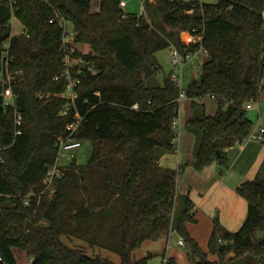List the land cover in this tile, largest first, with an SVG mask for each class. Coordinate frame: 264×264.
<instances>
[{
    "label": "trees",
    "instance_id": "1",
    "mask_svg": "<svg viewBox=\"0 0 264 264\" xmlns=\"http://www.w3.org/2000/svg\"><path fill=\"white\" fill-rule=\"evenodd\" d=\"M91 5L0 0V55L9 39L11 68L22 71L13 91L24 118L14 135L12 110L2 108L0 98V264H18L16 253L30 264H115L67 246L63 236L107 250L119 264H148L149 256L134 260V251L171 232L184 240L189 260L206 258L187 229L196 222L194 205L176 191L185 166L159 165L175 150L179 89L169 74L150 89L144 67L155 75L161 69L155 53L169 47L183 56L206 53L198 78L183 88L194 111L185 124L195 141L191 166H226L230 149L252 131L246 105L264 91V0H147L140 15L125 13L120 0H99L95 12ZM11 13L22 33H11ZM60 17L71 23L74 42L91 49L75 51L94 73L77 89L83 121L74 135L90 141L91 153L83 165L73 159L62 167L50 193L43 180L56 162V139L67 135L71 120L58 115L63 100L56 95L66 81L54 80L63 71ZM183 32L200 41L185 44ZM205 98L215 103L212 115L205 113ZM236 194L246 201V217L233 232L214 221L207 253L216 259L205 264H264V162Z\"/></svg>",
    "mask_w": 264,
    "mask_h": 264
},
{
    "label": "crops",
    "instance_id": "2",
    "mask_svg": "<svg viewBox=\"0 0 264 264\" xmlns=\"http://www.w3.org/2000/svg\"><path fill=\"white\" fill-rule=\"evenodd\" d=\"M186 33L188 32H184V34ZM166 49L169 51V57L171 47ZM158 52L155 53V59ZM200 53L203 54V57L205 56L202 51H198V54L197 52L194 53L185 62L183 68L187 66L193 67L195 61L197 66L202 65L205 61L204 58L202 60H196L194 58L195 55H199ZM170 72L177 71L171 68ZM263 100L264 95L261 94L257 102ZM201 103L204 104L206 114L212 115L215 112L216 106L211 98H205ZM252 109L253 106L250 110ZM193 113L194 111L191 113L190 118H192ZM190 118L181 123L180 138H178L179 143L177 145L175 144L174 152L162 156L159 160V165L174 170L185 166L177 177L176 191L179 195L187 194L194 205L196 222L187 224V229L196 241L190 229L193 225L199 226L203 224L206 226L210 231L209 236L214 221H218L222 227L232 232L241 226L246 217L247 205L246 201L236 194V188L243 182L252 180L256 176L260 166L264 162V144L262 141H243L230 149L226 166L213 163L201 171H196L191 166L194 158L192 151L194 150L195 141L193 135L187 131L185 126ZM257 125V130L251 131L250 135L258 134L259 129H264L260 125V114H258ZM164 254L168 258H173L176 264H179L174 257L168 256L166 250H164ZM208 256L212 258L210 261L216 259L215 256L210 254Z\"/></svg>",
    "mask_w": 264,
    "mask_h": 264
},
{
    "label": "built area",
    "instance_id": "3",
    "mask_svg": "<svg viewBox=\"0 0 264 264\" xmlns=\"http://www.w3.org/2000/svg\"><path fill=\"white\" fill-rule=\"evenodd\" d=\"M39 1L46 2L47 0ZM14 4L15 2L11 1L8 6L12 9ZM13 17L14 15L13 13H11V19ZM123 17H125V15ZM59 24L62 31L59 49L63 53V71L62 74L59 77H55L54 80L64 79L66 81V85L64 90L56 95L63 100V105L58 115L60 117H70L71 115V120L66 125L67 135L65 137H57L56 139V144L58 146V155L56 158V162L54 166L47 172L43 180L45 189H48L50 193H53L52 185L54 179L61 175V168L64 167L60 165V155L65 154V156L72 161L74 159L73 150L79 148L81 145V142L74 139V135L77 133L83 121V116L79 114L76 107V101L78 99L77 89L81 82V78L85 76L86 73H94L93 69L87 65V63L83 60L81 56H75V51H78V49H76V43L74 42L75 34L71 23L68 20L60 17ZM180 38L181 41L185 44L197 43L200 41L199 37H195L190 33H186V41L182 38V33L180 34ZM9 41L10 40L8 39L6 42L3 43L1 47L0 98L2 108H10L12 110L14 135H19L22 131L24 118L23 115L16 108L17 95L13 91V85H15L17 78L22 75V71L12 70L11 68V64L14 58L10 54ZM204 54L206 56L205 52ZM192 55L193 54H186L185 56H183L175 48H171L168 57V62L171 67L180 71V74H177V72L169 73L175 86L179 89V102L181 101V98L185 96L182 87L181 70L183 69L185 62L189 60ZM39 97L42 98L43 95H40ZM252 106L253 103L251 102L246 105V109H251ZM177 125L178 123L175 120L172 124V128L175 132L177 129ZM263 132L264 129H259L258 134L249 135L246 139L253 141H262ZM24 204L28 205L26 200L24 201ZM177 244L183 247L185 243L184 240L180 238ZM161 264H171L169 258L166 255L162 258Z\"/></svg>",
    "mask_w": 264,
    "mask_h": 264
},
{
    "label": "rangeland",
    "instance_id": "4",
    "mask_svg": "<svg viewBox=\"0 0 264 264\" xmlns=\"http://www.w3.org/2000/svg\"><path fill=\"white\" fill-rule=\"evenodd\" d=\"M183 1H189V0H183ZM200 1L208 4H214L217 2V0H200ZM120 3H121V8L125 13L140 15L143 12L142 6L146 5L147 0H120ZM97 7H99V0H92L90 11L95 12L97 10ZM10 26H11V33L13 35H17L20 32H22L21 24L14 17L10 20ZM182 38L186 41V34H183ZM76 47H77L76 49H78V51H80L82 54L91 51L88 45L76 44ZM168 52H169L168 49H163L159 51L156 55V60H157L156 62L161 67V69L158 70V72L155 74L156 78L159 81V84L162 82L163 77L167 76L170 73L172 68L167 59ZM195 56L194 58H196V60H202L203 58L205 60V56L203 57L202 53ZM195 66H197L196 61L193 67L187 66L181 70V79H182L183 88H186L188 83L191 82L193 79L198 78V75L200 74V70H201V65L197 66L196 68ZM175 71H177V74H180L179 70L175 69ZM262 95H264V91L262 92ZM192 112L193 109L190 106V101L187 98H185V96L182 97L181 101L179 102V115L176 120L178 123L176 129V139H175L176 145L179 143L178 138H180L181 123L187 120L188 118H190ZM246 114L252 122V127H253L252 131L254 130L256 131L258 128L257 125L258 114H260V125L264 127V100L253 103V109L252 110L247 109ZM244 141H249V140L245 139ZM90 153H91L90 141L88 140L81 141L80 147L73 150L75 163L78 165L85 164L90 157ZM71 162L72 161L69 160L65 156V154L60 155L61 166H67ZM190 229L192 230V234L193 236H195L201 251L203 253H207V240L210 232L209 229L203 224H200L199 226L193 225L192 228ZM261 237L262 234L260 232H257L255 238L259 240L261 239ZM179 239L180 237L177 234H175V232L174 233L171 232L167 238H160L155 241H145L141 244V246L138 249L134 251V253L132 254V258L134 260H139L141 258H145L149 256L147 261L148 264H161L163 258L162 255L164 253V250H166L168 256L174 257L179 264H201L200 258L193 257L190 260L187 259L186 256L187 251L185 246L181 247L177 244ZM62 241L69 247L79 248L83 250L86 254H88L91 257L100 256L103 258H108L109 260L113 261L115 264H119V258L115 254L107 250H98V249L92 250L83 241H80L75 238H67L66 236L62 237ZM16 258L18 264H30L29 259L24 254L21 255L16 253ZM205 259L206 261H210L212 258L211 256H208V254H206Z\"/></svg>",
    "mask_w": 264,
    "mask_h": 264
},
{
    "label": "water",
    "instance_id": "5",
    "mask_svg": "<svg viewBox=\"0 0 264 264\" xmlns=\"http://www.w3.org/2000/svg\"><path fill=\"white\" fill-rule=\"evenodd\" d=\"M144 75L147 77L150 89L159 88V86H160L159 81L156 78V76L154 75L153 70L150 66L144 67ZM199 258H200V263L205 264V262H206L205 257L201 255V256H199Z\"/></svg>",
    "mask_w": 264,
    "mask_h": 264
}]
</instances>
